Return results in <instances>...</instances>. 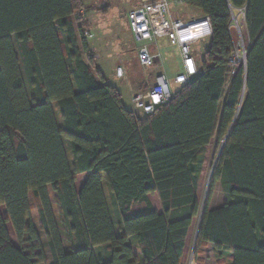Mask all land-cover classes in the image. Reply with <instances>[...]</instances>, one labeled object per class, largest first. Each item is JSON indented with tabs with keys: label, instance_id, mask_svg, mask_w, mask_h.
Returning <instances> with one entry per match:
<instances>
[{
	"label": "trees",
	"instance_id": "1",
	"mask_svg": "<svg viewBox=\"0 0 264 264\" xmlns=\"http://www.w3.org/2000/svg\"><path fill=\"white\" fill-rule=\"evenodd\" d=\"M181 1L209 18V43L199 72L144 115L98 68L83 0H0V264H180L195 218L198 253L209 243L217 264H264V0ZM240 9L248 50L230 75ZM213 140L224 144L202 207ZM217 182L226 201L210 209ZM41 237L49 258L36 252Z\"/></svg>",
	"mask_w": 264,
	"mask_h": 264
},
{
	"label": "rangeland",
	"instance_id": "2",
	"mask_svg": "<svg viewBox=\"0 0 264 264\" xmlns=\"http://www.w3.org/2000/svg\"><path fill=\"white\" fill-rule=\"evenodd\" d=\"M83 1L85 6L87 7L86 20L90 24V30L93 35V37H87V42L91 48L95 49V53L99 55V58L96 60L97 65L101 68L102 72L108 79V82L118 89L127 108L133 110L131 96L138 92L145 91L148 86L152 85L155 82L157 73H163L169 80H172L175 75L182 71L179 49L176 45H171L167 38H157L156 44L153 45L152 48H150L151 51H159L160 54V58L155 62L154 66L150 68H143L139 65L135 54L137 43L132 38V34L130 32L131 30L129 29V27H127L128 24H126L125 17H127V13L129 12V10L134 8L140 2V0ZM169 16L179 17L183 21H190L194 18L200 17V13L189 6L184 5L183 3H179V1H171L168 6L167 17L169 18ZM82 17H84V15ZM234 19L238 21L240 30L244 37V41L247 43L244 33L242 12L240 10H236ZM117 22H122L121 29H115L114 25H116ZM87 33L90 34L89 31H87ZM231 34L234 40L236 37L234 29H231ZM208 43L209 38H205L197 41L191 46L192 52L194 56H196L198 63L200 61L199 58L203 56L205 50L207 49ZM111 51H114V53H111ZM16 52L18 53L17 48ZM117 54L123 55L122 68L124 76L122 78H117L115 75V61ZM171 86L173 88L172 91L174 92L175 88L177 87H175L173 84H171ZM67 142L69 141L65 142L66 147H68ZM223 144L224 142H221L219 146L215 147V141L213 140L205 148V159L201 172V186L198 192L199 202L202 207L205 205L206 199L208 198L210 182L217 165L218 157ZM67 154L71 162L72 153L70 149H67ZM103 185L107 187L105 182ZM107 198L111 207V215L115 220L117 206L111 199L110 193H108ZM224 199L225 192L223 190L222 184L220 182H217L214 185L211 198L209 200V205L210 203H213V205H217ZM51 202L54 216L60 226L61 237L63 239L64 246L66 249H69L70 245L68 243L67 234L63 230L61 215L59 213L58 205L56 204V196L54 193H51ZM1 213L5 216L3 207H1ZM32 214L34 218H37L35 209L32 210ZM198 224L199 219L195 218L190 227L186 264H195L196 262H198V255L206 256L207 251L211 256V260L209 259L207 263L215 264L217 263L218 259L215 253L213 251L211 252L210 249L201 248V253H198L199 248L196 244V232ZM37 228L39 227L37 226ZM7 229L11 235L10 237L12 242L17 245V242L13 236L12 228L9 224H7ZM38 243L39 247L36 249V252L43 251L49 258L50 252L47 248L46 239L44 237H41ZM225 261H228L226 257Z\"/></svg>",
	"mask_w": 264,
	"mask_h": 264
},
{
	"label": "built area",
	"instance_id": "3",
	"mask_svg": "<svg viewBox=\"0 0 264 264\" xmlns=\"http://www.w3.org/2000/svg\"><path fill=\"white\" fill-rule=\"evenodd\" d=\"M171 1L181 0H140L137 6L127 13V22L134 40L137 43L136 58L143 68L154 66L159 60V51H151L156 44L157 38H167L171 45H176L181 57L182 71L169 80L165 74L155 77V82L145 91L138 92L131 96L133 111L136 114H152L157 107L167 103L173 94V88L187 84L198 72L199 63L194 56L191 46L197 41L209 38L211 35V24L208 17L200 16L190 21H183L180 18L170 19L168 6ZM242 19L244 21V10ZM84 11L79 10L77 16H83ZM232 15L230 29H234L236 37L233 40V52L229 57L230 75L235 72L238 66L246 62L248 44L240 30L238 21ZM86 37H92L85 32ZM117 78L124 76L122 66L115 68Z\"/></svg>",
	"mask_w": 264,
	"mask_h": 264
},
{
	"label": "crops",
	"instance_id": "4",
	"mask_svg": "<svg viewBox=\"0 0 264 264\" xmlns=\"http://www.w3.org/2000/svg\"><path fill=\"white\" fill-rule=\"evenodd\" d=\"M179 3H182V2H179ZM137 6V5H136ZM135 6V7H136ZM134 7V8H135ZM133 9V8H132ZM131 10V9H130ZM169 18L170 19H177V18H179V17H173V16H169ZM84 19H85V21H86V23H87V31H89L90 32V34L92 35V32H91V30H90V24H89V22L86 20V13L84 14ZM125 20H126V24H128V22H127V17H125ZM115 26V29H121L122 28V22H117V24L116 25H114ZM127 27H129V26H127ZM131 32V31H130ZM132 34V33H131ZM92 37H93V35H92ZM132 38H133V40H134V37H133V34H132ZM135 41V40H134ZM90 47V46H89ZM137 47V46H136ZM91 48V47H90ZM92 49V51L95 53V49L94 48H91ZM111 53H114V51L112 52L111 51ZM135 54H136V52H135ZM95 56H96V60L99 58V55H97V53H95ZM196 57V56H195ZM123 55L122 54H117L116 55V61H115V68L117 67V66H119V65H121V66H123ZM98 66V65H97ZM98 68H100L99 66H98ZM101 69V68H100ZM159 74H163V73H157V75H159ZM87 175H88V173H81V174H77L76 175V180H75V188H76V190L77 189H79L80 190V188L82 187V185H83V183H84V181H85V179L87 178ZM201 177H202V175L200 176V179H199V183H198V189H197V198H198V200H199V194H198V192H199V188H200V186H201ZM79 190H77V191H79ZM103 190H104V194H105V196H106V198H107V195H108V193H109V190H108V188L106 187V186H104L103 185ZM147 198H148V200L150 201V203H151V205H152V208L156 211V212H158V213H160L161 211H162V208H161V204H160V200H159V198H158V195L156 194V193H154V194H148L147 195ZM153 198H154V201H153ZM31 200V199H30ZM225 201H226V197H225V199L222 201V202H220L219 204H217V205H213V203H210V205H209V208L210 209H215V208H218V207H220L221 205H223V203H225ZM213 202V201H212ZM35 226L37 227H39V223L38 222H36L35 223ZM189 231H190V229H189ZM188 240H189V232H188V235H187V237H186V240H185V245H184V249H183V254H182V259H181V263L180 264H186V255L188 254L187 253V250H188ZM132 246L134 247V249H136L137 247H136V244H135V242L134 241H132ZM202 249H210V251L212 252L213 250H212V247H211V245L208 243L207 244V246H205V247H203ZM97 255L100 257V258H103L104 257V252L102 251V250H97ZM213 254V253H212ZM211 254V255H212ZM198 260H200V261H198V262H196L195 264H208L207 263V261L210 259L211 260V256H210V254H209V252L207 251L206 252V256L205 255H198ZM212 258H213V256H212ZM230 263V261L228 260V261H226V264H229ZM215 264H217V263H215Z\"/></svg>",
	"mask_w": 264,
	"mask_h": 264
}]
</instances>
